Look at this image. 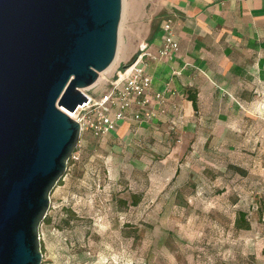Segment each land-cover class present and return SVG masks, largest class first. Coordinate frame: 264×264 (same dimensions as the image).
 I'll list each match as a JSON object with an SVG mask.
<instances>
[{
	"label": "rangeland",
	"instance_id": "374dc122",
	"mask_svg": "<svg viewBox=\"0 0 264 264\" xmlns=\"http://www.w3.org/2000/svg\"><path fill=\"white\" fill-rule=\"evenodd\" d=\"M160 1L122 0L115 59L82 93L98 99L134 54L119 59L152 40ZM260 141L168 155L176 146L151 137L120 148L80 133L39 227L41 264H264ZM239 213L248 228L236 226Z\"/></svg>",
	"mask_w": 264,
	"mask_h": 264
},
{
	"label": "water",
	"instance_id": "95a60500",
	"mask_svg": "<svg viewBox=\"0 0 264 264\" xmlns=\"http://www.w3.org/2000/svg\"><path fill=\"white\" fill-rule=\"evenodd\" d=\"M122 0H0V264H41L39 227L116 56Z\"/></svg>",
	"mask_w": 264,
	"mask_h": 264
},
{
	"label": "crops",
	"instance_id": "0c3cea01",
	"mask_svg": "<svg viewBox=\"0 0 264 264\" xmlns=\"http://www.w3.org/2000/svg\"><path fill=\"white\" fill-rule=\"evenodd\" d=\"M158 10L162 22L146 44L156 52L168 27L178 47L166 60L145 61L155 118L129 117L103 137L120 148L151 137L159 147L176 146L168 155L183 146L205 153L260 140L264 146V0H161Z\"/></svg>",
	"mask_w": 264,
	"mask_h": 264
},
{
	"label": "built area",
	"instance_id": "2783aa9c",
	"mask_svg": "<svg viewBox=\"0 0 264 264\" xmlns=\"http://www.w3.org/2000/svg\"><path fill=\"white\" fill-rule=\"evenodd\" d=\"M162 32L160 48L152 52L146 43L141 45L133 61L117 71L115 78L108 82V89L98 99L83 93L87 101L69 115L79 124L80 133L88 131L99 138L115 131L117 123L129 117L139 123H149L155 118L148 108L151 79L145 70V61L166 60L178 47L168 27H163ZM154 97L157 102H162L160 93Z\"/></svg>",
	"mask_w": 264,
	"mask_h": 264
},
{
	"label": "trees",
	"instance_id": "16d2710c",
	"mask_svg": "<svg viewBox=\"0 0 264 264\" xmlns=\"http://www.w3.org/2000/svg\"><path fill=\"white\" fill-rule=\"evenodd\" d=\"M133 59H134V57L132 58V60H131L129 63H131V62L133 61ZM129 63H128V64H129ZM191 100H192L193 106L195 107V99L192 98ZM69 163H71L70 160H69ZM133 199H134V200L132 201V204H133V205H136V204H137V200H136L135 197H133ZM69 214H72V213H69ZM244 218H245V216H244L243 213H239V214H238V220H237V222H236V226H237L238 228H248V225L245 223ZM46 220H47V219H46V217H45V219L43 220V222H45ZM46 222H47V221H46Z\"/></svg>",
	"mask_w": 264,
	"mask_h": 264
},
{
	"label": "bare ground",
	"instance_id": "6f19581e",
	"mask_svg": "<svg viewBox=\"0 0 264 264\" xmlns=\"http://www.w3.org/2000/svg\"><path fill=\"white\" fill-rule=\"evenodd\" d=\"M68 116L70 115L71 116V114L69 113V112H66V111H64Z\"/></svg>",
	"mask_w": 264,
	"mask_h": 264
}]
</instances>
